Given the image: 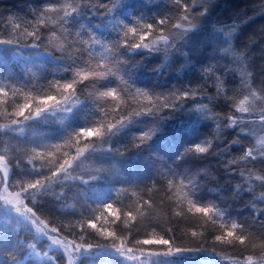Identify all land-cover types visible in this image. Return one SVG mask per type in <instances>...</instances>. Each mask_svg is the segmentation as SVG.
Returning <instances> with one entry per match:
<instances>
[{
	"label": "trees",
	"instance_id": "trees-1",
	"mask_svg": "<svg viewBox=\"0 0 264 264\" xmlns=\"http://www.w3.org/2000/svg\"><path fill=\"white\" fill-rule=\"evenodd\" d=\"M183 3L196 20L187 32L173 27L174 0H0V89L9 92L0 94L9 170L7 183L0 170V264H138L146 254L152 264H264V0ZM141 24L164 27L169 43L133 50V38L124 47L126 27ZM72 82L68 103L35 117L41 97H60L56 85ZM112 89L121 99L101 95ZM190 89L196 98L176 110L137 92L163 104ZM241 100L247 112L235 110ZM29 101L30 118L15 115ZM150 104L153 113L135 115ZM129 114L103 138L73 139ZM207 144L206 154L190 150ZM5 184L21 195L19 210L5 201ZM41 227L74 249L71 260L50 249ZM169 247L179 254L166 255Z\"/></svg>",
	"mask_w": 264,
	"mask_h": 264
},
{
	"label": "snow or ice",
	"instance_id": "snow-or-ice-1",
	"mask_svg": "<svg viewBox=\"0 0 264 264\" xmlns=\"http://www.w3.org/2000/svg\"><path fill=\"white\" fill-rule=\"evenodd\" d=\"M174 2L176 4H179L180 8H181V13H180V16L178 18L181 21V23H175L173 25L174 29H183L184 32L190 31L192 28H194L196 26V20L193 18V15H192V6L184 4L183 0H174ZM196 2H197V0H193V6L195 5ZM71 10L73 12L75 11L74 8H72ZM47 11H50V12L56 11V9H47ZM204 14H206V9H204L200 13V15H204ZM166 23H168V21L166 19H161L159 21V24L161 26H163ZM27 35L31 38H35L37 40L39 39V37L37 36V33L35 31H30L27 33ZM124 35L126 37V39L123 43L124 47H128L129 46L128 40L134 38L135 42L131 44V47L133 50L145 49V50L152 51L161 42L163 44H168L169 38H170L169 34L164 35V27H161L159 29V32H157L156 27L152 24H141L139 28H137V27H126V31H125ZM77 75L81 79L86 80L88 78L87 75H82L81 73H77ZM75 85H76V82L57 84L56 85L57 89H62L61 96L57 97L56 95H48V96L41 97L39 99L38 106L35 108V117L36 118L40 117L42 113L48 112L54 108H58L62 104L68 103L70 101V99H72L74 97V93L76 90ZM217 90L221 91V92L223 91V81H221L219 79V77H217ZM137 92L139 93V95L145 96L147 99H149L150 102L153 99H155V101L157 102V104H159L160 107L162 106L163 108L168 109V110H176L177 105L183 104L185 101H187L189 99H195L197 89H190L188 92H182V93L174 92L170 95L175 100L182 101V102L170 103L168 101V97L165 96L163 104H160V96L153 97V96L149 95L147 92H143L140 90H137ZM0 94H2L4 97H7L9 95V92L5 89H0ZM101 95L105 96V97H111L114 101L121 99L119 97L116 89H112V90H109L106 92H102ZM243 105H244V101L241 100L239 106L235 110L240 111V112H247L248 109L245 108ZM31 108H32L31 101L26 102L23 105L19 106L18 111L15 113V115H17L18 117H22L25 120H27L30 118L29 112H31L30 111ZM204 109H207V105H204L201 110H204ZM151 113H153V111L151 110V104H150L149 110L147 112L137 111L135 113V115L139 116V115L151 114ZM31 118H33V115ZM131 118H132V115L129 114L127 116L119 117V119L116 120V122L107 125V127H105L101 123L96 127L81 130L78 133V135L75 136L73 139L76 141L77 144H79V143H81L82 139L83 140H89L90 138H103L106 135V133L111 132V131L115 130L118 126L125 124L127 121H130ZM15 122L16 121H13V123H15ZM235 125H236V118L235 117H229V127H235ZM150 138H151V133H145L144 135L139 137V139L141 141H145V140H148ZM59 147L60 146H58L57 150L59 149ZM210 147H211L210 144L197 145L193 149H190V150L194 151L197 154H206L209 151ZM88 148H89V146L87 144H85V146L80 148L79 151L81 154H83L85 151H87ZM246 152H248L249 155L251 154L250 150H246ZM212 210H213L212 208L204 209V208H201L199 206L195 207L196 212L202 213L205 216H207ZM106 211L108 213H113L112 206H108ZM88 226L92 229L100 230L98 225L95 222H90ZM233 228H235V225H233ZM101 232H102V235H104L105 237H112V235H113L112 233H110L106 230H101ZM193 235H195V233H193ZM227 235L229 237H234L241 244L246 243V238H241L239 236H236L234 231L228 232ZM159 239L160 238H155L153 240L158 241ZM221 239H222V237H217V240H221ZM53 242L57 243V241H53ZM168 243L170 244V242H168ZM79 248L84 250V251H91L90 246L85 247L83 245H80ZM117 251H122V248H118ZM179 251H180L179 249H175L173 252V248L169 247L166 255H169V256L177 255V254H179ZM249 261L251 264V262H252L251 257H249Z\"/></svg>",
	"mask_w": 264,
	"mask_h": 264
},
{
	"label": "rangeland",
	"instance_id": "rangeland-1",
	"mask_svg": "<svg viewBox=\"0 0 264 264\" xmlns=\"http://www.w3.org/2000/svg\"><path fill=\"white\" fill-rule=\"evenodd\" d=\"M243 106H245V105H243ZM245 108H247V107H245ZM0 170L2 172L3 180L6 181V183H7L9 170L7 168L6 161L4 159H2L1 157H0ZM1 192H2L3 197L5 198V201L9 202L11 204V206H13L16 210H19V207L20 208L23 207V205H22L23 202L21 201V195L20 194H13V193L9 192L6 184H5V187L2 189ZM18 215H20V218L22 220H25L28 222L32 221L31 218L29 220V218L23 214L18 213ZM38 233H41L40 235L43 236L44 238H46L48 243H50V245H49L50 249L58 248V249L62 250L63 252L67 253L70 260L72 259V257L75 254V251H74V249H72L71 246H69L66 243L63 244L62 242L57 241L56 238H54L53 236L51 237L47 232H45V230L42 227H41L40 231H38ZM53 241H57V243H54ZM150 252H152V251H150ZM152 255L153 254H150V255L146 254V257H142V259H139L138 264H152L151 260L154 257V256L151 257ZM200 264H205V262L200 263Z\"/></svg>",
	"mask_w": 264,
	"mask_h": 264
},
{
	"label": "bare ground",
	"instance_id": "bare-ground-1",
	"mask_svg": "<svg viewBox=\"0 0 264 264\" xmlns=\"http://www.w3.org/2000/svg\"><path fill=\"white\" fill-rule=\"evenodd\" d=\"M262 92H264V88L262 89ZM248 102H249V104H250L252 107L254 106L255 109H258V106L256 105V103H254V102L252 103L251 101H248ZM254 108H253V109H254ZM47 247H48V246H47ZM219 264H228V263H226V262L224 263V262H223V263H219Z\"/></svg>",
	"mask_w": 264,
	"mask_h": 264
}]
</instances>
